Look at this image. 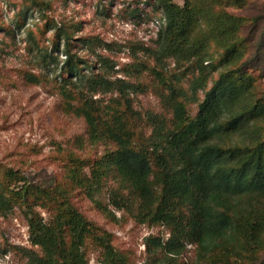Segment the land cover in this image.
I'll use <instances>...</instances> for the list:
<instances>
[{
    "label": "rangeland",
    "instance_id": "1",
    "mask_svg": "<svg viewBox=\"0 0 264 264\" xmlns=\"http://www.w3.org/2000/svg\"><path fill=\"white\" fill-rule=\"evenodd\" d=\"M219 2L214 12L245 19L239 34L247 40L244 57L250 64L243 70L253 77L255 96L264 100V0ZM162 23L155 0H0V189L8 198L7 208L0 210V264H33L31 253L40 254L29 240L30 209L49 224L69 206L92 225L78 248L83 264H264V240L255 252L236 245L206 256L182 240L179 253H166L152 239L164 243L170 227L137 220L134 195L113 170L100 176L93 191L113 217L68 178L77 167L73 159L82 161L80 175L90 177L115 146L89 141L83 118L70 110L61 93V87L74 89L73 79L62 70L65 41L59 30L69 34L82 79L98 75L110 81L112 89L99 88L92 98L104 117H121L133 147L146 150L155 169L158 131L176 130L195 115L204 91L192 90L199 75L208 77V89L227 68L219 62L222 50L214 42L205 48L211 62L157 56L153 51ZM174 103L183 106L182 118L175 116ZM259 126L264 135V123ZM104 238L113 248L112 261L104 254ZM65 240H71L68 233Z\"/></svg>",
    "mask_w": 264,
    "mask_h": 264
},
{
    "label": "trees",
    "instance_id": "2",
    "mask_svg": "<svg viewBox=\"0 0 264 264\" xmlns=\"http://www.w3.org/2000/svg\"><path fill=\"white\" fill-rule=\"evenodd\" d=\"M155 3L163 14L158 48L153 51L157 56L211 62L205 48L214 42L222 50L219 62L227 68L208 89V77L196 78L192 90L204 89L197 111L180 128L166 134L158 131L154 169L147 151L133 147L121 117L116 113L104 117L92 98L99 88L112 89L110 81L98 75L82 79L77 58L69 50V34L60 29L66 55L62 70L73 79L74 89L61 87V93L69 100L70 110L83 118L89 141H108L115 146L99 160L90 177L80 175L77 169L82 161L73 159L77 167L68 178L85 188L87 197L107 217H113L106 205L93 198L100 176L113 170L134 195L138 209L135 218L170 227L164 243L160 238L152 239L166 253H179L182 240L196 244L202 256L215 250H234L236 245L255 252L264 240V135L259 126L264 123V100L255 96L253 77L243 70L250 64L244 57L247 40L239 34L245 19L225 10L214 12L212 7L220 4L219 0ZM44 56L54 60L52 55ZM172 107L175 116L182 118L183 106L174 103ZM7 201L0 189V210L7 208ZM65 210L49 224L29 210V240L40 248V254L31 253L33 264L84 263L78 248L92 225L76 209L69 206ZM66 233L71 238L68 244ZM102 245L106 257L114 260L108 239H102Z\"/></svg>",
    "mask_w": 264,
    "mask_h": 264
}]
</instances>
